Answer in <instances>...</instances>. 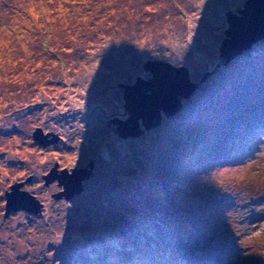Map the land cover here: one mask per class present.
<instances>
[{
  "label": "rangeland",
  "instance_id": "1",
  "mask_svg": "<svg viewBox=\"0 0 264 264\" xmlns=\"http://www.w3.org/2000/svg\"><path fill=\"white\" fill-rule=\"evenodd\" d=\"M246 1L0 0V264H264V39L220 51ZM150 59L209 76L122 137L119 84L152 78ZM91 160L83 191L56 199L43 175ZM16 182L42 212L7 215Z\"/></svg>",
  "mask_w": 264,
  "mask_h": 264
},
{
  "label": "water",
  "instance_id": "2",
  "mask_svg": "<svg viewBox=\"0 0 264 264\" xmlns=\"http://www.w3.org/2000/svg\"><path fill=\"white\" fill-rule=\"evenodd\" d=\"M226 17L229 26L225 30L226 37L220 51L225 63H229L264 39V0H247L243 8L237 12H227ZM144 69L152 73V78L139 77L134 84H119L124 89L126 109L130 115L125 120H115L118 133L122 137H138L146 130L160 126L164 115H175L182 109L183 100L189 99L200 83L209 76L206 74L200 83L194 82L187 66H176L161 59L148 60ZM34 139L47 146L56 142L58 135L53 132L46 133L42 127H38L34 132ZM94 166V160H91L86 167L60 169L57 162L43 178L46 184L57 180L63 187L61 191L54 193L56 199H71L83 191V182L94 174ZM23 185L24 182H16L6 192L7 215L20 209L42 212L43 202L30 191L23 189Z\"/></svg>",
  "mask_w": 264,
  "mask_h": 264
},
{
  "label": "flooded vegetation",
  "instance_id": "3",
  "mask_svg": "<svg viewBox=\"0 0 264 264\" xmlns=\"http://www.w3.org/2000/svg\"><path fill=\"white\" fill-rule=\"evenodd\" d=\"M78 167H86V166H78Z\"/></svg>",
  "mask_w": 264,
  "mask_h": 264
},
{
  "label": "bare ground",
  "instance_id": "4",
  "mask_svg": "<svg viewBox=\"0 0 264 264\" xmlns=\"http://www.w3.org/2000/svg\"><path fill=\"white\" fill-rule=\"evenodd\" d=\"M121 99V98H120Z\"/></svg>",
  "mask_w": 264,
  "mask_h": 264
}]
</instances>
